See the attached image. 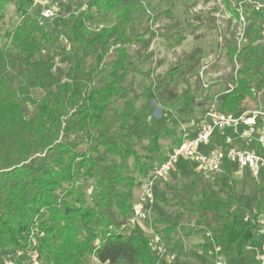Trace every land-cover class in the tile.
<instances>
[{
    "label": "trees",
    "instance_id": "16d2710c",
    "mask_svg": "<svg viewBox=\"0 0 264 264\" xmlns=\"http://www.w3.org/2000/svg\"><path fill=\"white\" fill-rule=\"evenodd\" d=\"M35 3L0 0V12L10 4L20 18L0 44V264L6 255L27 248L34 231L41 264H84L88 257L97 264H165L152 254L143 231L121 232L140 180L165 159L159 141L170 133L166 123L171 115L166 110L154 126L146 124L150 101L164 102L160 87H148L139 111L126 100L130 92L126 46L145 43L143 35L128 29L143 2L84 0V9L79 6L69 16L51 22L31 14ZM261 11H252L254 37L248 44L228 47L230 61L241 64L235 86L220 98L224 112H240L242 101L252 95L251 79L264 75V58L254 45L261 39L262 26L257 23ZM233 13L239 17L236 10ZM110 16L115 18L111 25ZM52 29L57 31L54 39ZM60 35L69 50L61 49V63H67L68 69L58 83L53 58L39 55L45 43L58 41ZM180 41L175 38L176 44ZM113 45L118 47L107 56ZM95 49L99 50L95 64L84 73L87 53ZM177 72L175 68L167 75L173 79ZM32 89L43 91L44 96L33 98ZM117 100L124 102L123 107L113 108ZM190 102L186 100V107L190 108ZM26 104L35 106L29 119ZM130 121H135L140 133L133 132ZM143 141H147L150 155H141L134 148H143ZM189 166L181 161L175 168L186 177ZM226 173L219 182L223 196L216 202L211 203L206 192L197 197L195 180L184 183L182 178L164 185L167 196L161 201L168 204L172 200L184 213L195 215L196 226L208 228L225 264L231 260L256 264L254 254L245 247L255 237L264 209V186L258 189L253 210L243 223L239 212L230 209V166ZM210 208L222 220L220 226L210 219ZM153 221L165 225L156 231L163 241L172 240L179 230L182 237L191 235L178 221L163 217ZM246 253L252 259L247 263Z\"/></svg>",
    "mask_w": 264,
    "mask_h": 264
},
{
    "label": "rangeland",
    "instance_id": "374dc122",
    "mask_svg": "<svg viewBox=\"0 0 264 264\" xmlns=\"http://www.w3.org/2000/svg\"><path fill=\"white\" fill-rule=\"evenodd\" d=\"M142 2L143 7L130 25L128 32L143 35L145 43L133 42L126 46L130 58L126 73L130 92L126 100L133 102L135 110L139 111L144 101L142 96L147 93L148 87L155 85L161 88L159 96L164 102L159 103L156 99L150 101L146 124L154 126L164 110L171 115L166 123L170 133L164 135L159 141V152L165 154L177 144L185 130H192L194 124L198 123L208 110L215 108L222 111L220 98L235 86L241 64L240 61H230L228 47L236 44L238 48H243L248 44L249 39L254 37L251 24L255 6H260L262 10H260L261 17L257 21L262 26V30L261 39L256 40L254 45L257 46L259 55L264 58V0H142ZM82 4L84 0H36L31 14L38 16L41 21L51 22L54 19L69 16L79 6L84 9ZM47 10L51 13L48 18L44 16ZM235 10L238 12V18L234 16ZM19 20L14 7L10 4L0 12V44L5 42L3 38L5 32L11 31ZM110 20L111 25L115 18L110 16ZM100 28L102 26H99ZM56 33L57 31L51 30L52 39ZM179 37L181 41L176 44L175 38ZM117 47L113 45L107 56H110ZM62 48L68 51L69 45L60 35L58 41L51 40L45 43L39 55L44 58H53L58 83L64 80L68 69L67 63H61ZM98 54V49L87 53L83 65L84 73L93 67ZM175 68H178V72L173 79H170L167 74ZM262 80L263 83L259 86ZM251 88L252 95L246 96L242 101L241 111H251L256 107L264 109V75L263 77L254 76L251 79ZM31 96L39 100L44 96V92L32 89ZM187 99L191 100L190 108L186 107ZM123 103L117 100L113 108H121ZM24 112L28 119L31 118L35 112V106L26 104ZM134 118L138 121L140 117L137 115ZM134 123L135 121H130L133 132L140 133L138 125ZM142 145L143 148L138 146L134 148L141 155H150L147 141H143ZM243 171L246 170L238 172V169H235L231 175L233 202L230 209L238 211L241 222L244 223V218H247L253 210L258 189L264 186V175L261 174L255 178ZM188 172L190 173L184 172L187 176L182 177L181 170L174 168L164 181L157 184L155 209L151 221L140 222L139 226L126 224L121 232L129 234L132 230L138 229L143 231L144 235L151 236L150 230L156 234V231H161L165 227L162 223L153 220L163 217L169 222L178 221L181 228L186 229L184 232H191V235L182 237V230H179L172 234V240L163 241L167 254L175 256L172 263L164 261L165 264H214L215 246L208 228L197 227L196 216L184 213L181 208L173 205L172 200L168 204L161 201L167 196L164 185L175 183L180 178H182L181 181L184 180V183L195 180V193L199 198L203 192L210 195L211 203L222 198L219 181L214 177L205 178L197 174L191 166ZM90 191L91 189L88 193ZM137 196L138 189L135 191L134 198ZM209 216L214 225H221L222 220L212 208L209 210ZM178 237L180 240L177 241ZM205 244L207 248H204ZM24 249L20 248L17 251ZM245 255V262H250L251 256ZM83 263L97 264V261L88 257L83 260ZM226 264H235V260Z\"/></svg>",
    "mask_w": 264,
    "mask_h": 264
},
{
    "label": "built area",
    "instance_id": "2783aa9c",
    "mask_svg": "<svg viewBox=\"0 0 264 264\" xmlns=\"http://www.w3.org/2000/svg\"><path fill=\"white\" fill-rule=\"evenodd\" d=\"M254 9L260 11L261 7L255 6ZM50 14L47 10L44 16L48 18ZM181 161L208 179L222 174L226 166L246 170L255 178L264 175V109L256 107L238 113L215 108L208 110L192 130L182 133L180 143L166 152L164 161L155 164L148 176L140 180L127 225L139 226L140 222L151 221L157 184L164 181ZM33 233L27 248L6 255L1 264H40L36 231ZM149 233L148 246L153 255L159 261L172 263L175 256L167 254L161 237L151 230ZM255 239L256 245L250 242L245 250L254 254L256 264H264V209L257 221ZM214 253V264H225L218 247L214 248Z\"/></svg>",
    "mask_w": 264,
    "mask_h": 264
},
{
    "label": "crops",
    "instance_id": "0c3cea01",
    "mask_svg": "<svg viewBox=\"0 0 264 264\" xmlns=\"http://www.w3.org/2000/svg\"><path fill=\"white\" fill-rule=\"evenodd\" d=\"M228 166H226L225 168H224V171H223V173L222 174H220L219 176H215L214 178H215V180H217V181H219L220 182V180H223V179H225L226 177H227V173H226V168H227ZM231 167V166H230ZM236 168L235 167H231V175H232V173H233V170H235ZM238 172H240L239 170H238ZM243 172H246L247 174H250L248 171H243ZM262 214V213H261ZM260 217V216H259ZM245 219L247 220V218H244V222H245ZM251 243L253 244V245H256V239H255V237L253 238V240L251 241ZM215 248V247H214ZM246 254H248V253H246ZM249 255V254H248ZM221 256V255H220ZM222 257V256H221ZM223 258V257H222ZM225 261V260H224Z\"/></svg>",
    "mask_w": 264,
    "mask_h": 264
}]
</instances>
